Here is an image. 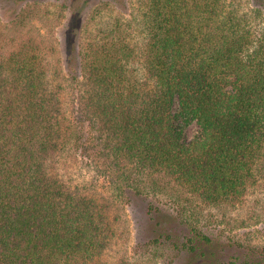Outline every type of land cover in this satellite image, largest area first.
I'll use <instances>...</instances> for the list:
<instances>
[{
	"label": "trees",
	"instance_id": "16d2710c",
	"mask_svg": "<svg viewBox=\"0 0 264 264\" xmlns=\"http://www.w3.org/2000/svg\"><path fill=\"white\" fill-rule=\"evenodd\" d=\"M130 15L81 46L74 74L36 38L0 55V264H94L116 240L108 205L58 170L74 142L149 200L157 228L142 246L172 264H264V244L219 230L264 188L263 10L136 0Z\"/></svg>",
	"mask_w": 264,
	"mask_h": 264
},
{
	"label": "rangeland",
	"instance_id": "374dc122",
	"mask_svg": "<svg viewBox=\"0 0 264 264\" xmlns=\"http://www.w3.org/2000/svg\"><path fill=\"white\" fill-rule=\"evenodd\" d=\"M70 1L0 0V55L10 53L25 39L36 38L42 43L44 52L51 58L52 63L59 66L69 64L68 68L74 74V69H78L81 46L92 36L95 37L100 27H110L117 23L126 26L130 23V14L136 9V0H74L80 9H72ZM232 2L243 12L251 14L257 9H262L263 15L258 21L264 22V0ZM65 4L69 6L65 7ZM22 9H25V12L19 21L18 14L22 13ZM134 34L135 32L133 36ZM138 64L142 66L141 62ZM64 86L70 87L71 82H64ZM67 98V109L71 115L74 109V94L70 91ZM179 108L177 100L175 112H178ZM201 129L199 122H192L185 130L186 138L193 139ZM87 144L89 145V142ZM57 166L69 185L98 198L109 207L117 238L105 255L98 258L94 264H172L171 252L165 250L167 255L163 257L162 252L157 253L154 248L142 246L145 236L149 235L153 228H157L148 213L149 200L124 195L120 180L111 168H107L106 161L99 157L98 150L86 153L84 148L74 142L62 152ZM177 190L180 188L175 186V194ZM175 198L170 194H163L160 201L165 205L173 204ZM252 205L259 210L254 209ZM251 215L255 216V219L249 220ZM244 220L250 227L241 226ZM220 223L219 230L235 234L242 240L252 239L264 244V188L249 198V207L234 213L233 216L229 215ZM204 261L209 264L208 260Z\"/></svg>",
	"mask_w": 264,
	"mask_h": 264
}]
</instances>
